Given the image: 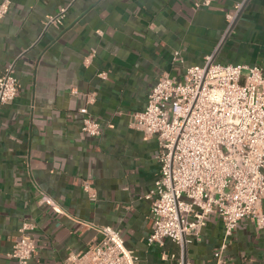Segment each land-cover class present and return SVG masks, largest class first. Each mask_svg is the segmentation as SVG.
Returning a JSON list of instances; mask_svg holds the SVG:
<instances>
[{
    "label": "crops",
    "instance_id": "1",
    "mask_svg": "<svg viewBox=\"0 0 264 264\" xmlns=\"http://www.w3.org/2000/svg\"><path fill=\"white\" fill-rule=\"evenodd\" d=\"M201 1L11 0L0 21V75L12 63L19 89L0 108V264H15L9 254L25 221L33 224L30 264H69L68 255L101 239L96 227L117 230L139 264H213L222 244L225 264H264V229L249 219L224 242L220 217L209 215L182 259L169 239L147 242L144 197L159 174L157 143L130 120L161 74L181 77L173 52L185 67L214 55L216 64L264 71V0H246L229 31L227 16L239 0L196 8ZM63 7L61 25L44 27ZM88 94L94 101L86 105ZM85 105L102 127L98 138L81 131Z\"/></svg>",
    "mask_w": 264,
    "mask_h": 264
},
{
    "label": "built area",
    "instance_id": "2",
    "mask_svg": "<svg viewBox=\"0 0 264 264\" xmlns=\"http://www.w3.org/2000/svg\"><path fill=\"white\" fill-rule=\"evenodd\" d=\"M215 0H202L195 7H208ZM246 0H239L234 14L227 16L229 31ZM11 0L0 1V21L10 11ZM68 7L46 17L44 27H58ZM172 62L182 68L179 80L161 74L147 94L144 108L131 115L130 127L145 139L157 143L159 174L144 197L149 201L152 227L148 244L169 239L183 251L200 238L209 215L220 217L224 242L242 219H249L258 230L264 229V71L258 65H220L214 55L203 65L184 66L180 51ZM105 79L104 73L98 74ZM19 82L13 64L0 75V108L13 101ZM72 95L78 94L71 91ZM94 101L88 94L86 105ZM80 108L81 131L92 138L102 134L87 106ZM87 191V187H85ZM91 199H95L91 195ZM41 201L55 213L60 207L50 198ZM101 239L84 252L70 254L69 264H139L119 232L111 227H96ZM33 224L23 222L9 257L15 264H30L35 254L30 236ZM222 244L213 255V264H225Z\"/></svg>",
    "mask_w": 264,
    "mask_h": 264
},
{
    "label": "water",
    "instance_id": "3",
    "mask_svg": "<svg viewBox=\"0 0 264 264\" xmlns=\"http://www.w3.org/2000/svg\"><path fill=\"white\" fill-rule=\"evenodd\" d=\"M246 3V2H245ZM244 3V4H245ZM244 7V5L242 6V8ZM242 10V9H241ZM241 10H240V12L238 13V15L236 16V18H235V20H237L238 19V17H239V15H240V13H241ZM235 20H234V22H235ZM234 22H233V24H234ZM233 24L231 25V27H230V29L229 30H231V28H232V26H233Z\"/></svg>",
    "mask_w": 264,
    "mask_h": 264
}]
</instances>
